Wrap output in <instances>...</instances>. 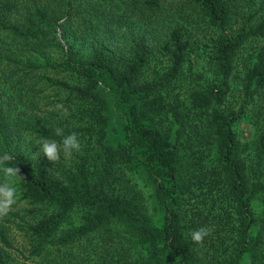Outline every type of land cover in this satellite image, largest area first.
<instances>
[{
	"label": "trees",
	"instance_id": "1",
	"mask_svg": "<svg viewBox=\"0 0 264 264\" xmlns=\"http://www.w3.org/2000/svg\"><path fill=\"white\" fill-rule=\"evenodd\" d=\"M130 1L141 13L137 22L95 11L80 41L67 37L65 22L46 7L23 17L25 24H4L31 38L37 52L55 50L54 69L67 73L52 82L68 91L64 104L72 113L44 118L48 126L35 125L36 133L61 143L75 132L82 142V151L58 172L10 153L24 177V197L55 207L30 226L33 252L41 255L51 245L72 244L118 222L137 251L129 246L114 264H264V124L251 142L240 140L234 128L264 89V44L250 56L241 103L228 101L240 48L251 37L264 38V0L252 14L260 22L247 28L248 16L236 35L225 32L235 0H192L220 34L209 50L213 77L201 82L196 75L191 91L182 84L186 71H193L186 16L160 13L163 0ZM59 31L66 42L58 40ZM158 54L166 57L164 65L156 62ZM112 113L121 126L115 143ZM127 171L151 185L158 218L150 215L142 191L124 179ZM77 209L83 215L73 223ZM201 227L212 232L198 245L189 234ZM0 240V264H10L4 249L14 246L3 228Z\"/></svg>",
	"mask_w": 264,
	"mask_h": 264
},
{
	"label": "rangeland",
	"instance_id": "2",
	"mask_svg": "<svg viewBox=\"0 0 264 264\" xmlns=\"http://www.w3.org/2000/svg\"><path fill=\"white\" fill-rule=\"evenodd\" d=\"M260 1L235 0V13L230 17L225 32L236 35L244 26L248 16L257 10ZM162 5L160 13H176L177 10L183 20H185L184 16L187 18L185 26L190 31L194 42L190 55L193 71H186V80L182 84L183 91L186 89L191 91L192 87L196 86L194 83L196 75L199 79L195 81L201 82L213 77L209 66V50L213 38L220 34V30L210 25L201 9L196 7L192 0H163ZM43 7L50 9L51 12H58L56 16L61 17V23L65 22L64 30L67 31V37L77 41L83 40L82 36L89 32L87 27L92 24L89 20L93 18L92 13L95 11L102 12L107 9L112 16H124V22L129 25L137 22L141 13L133 7L130 0H107V2L103 0H0V119L11 141V145L7 146L5 136L0 132V153L19 154L23 156L24 162L31 165L47 167V164H50L58 172L70 158H65L61 153V159L57 163L48 160L41 153L40 145L36 144L43 138L36 133L34 126L47 127L48 125L43 123L44 118L60 120L66 114L72 113L64 104L68 91L52 82L67 78V73L54 69L53 65L59 62H55L57 58L55 50L42 47V53H39L34 44L30 43L31 38L28 39L4 27V24H25L27 20L23 17L27 18L29 16L27 14H33L35 8ZM69 10L70 16L67 14ZM259 22V15H252L250 20H247V28L254 27ZM57 37L58 40L66 42L61 31L57 33ZM262 44H264V38L251 37L244 41L240 48L235 60V73L230 79L228 101L231 105L238 106L241 103V80L245 76L251 54ZM78 45H81L80 42ZM156 62L159 66L164 65L166 57L158 54ZM262 112L264 113V89L258 92L255 102L249 106L247 112L234 126L240 140L251 142L255 138L258 126L264 124ZM120 127L116 113H112L110 139L114 143L115 138L120 136V133L116 131ZM119 172L121 170L117 169L118 174ZM125 175L124 179L127 182L135 184L142 191L150 208V215L158 218L159 210L154 208L151 185L144 179L133 178L129 171ZM19 189L20 195L16 204L7 215L0 216V228L5 229L14 246V248L4 249L10 264H114L130 246L126 228L118 222H110L72 244L51 245L41 255L35 254L30 226L43 216L54 212L55 207L33 203L25 198V189L21 181ZM255 206L257 210L261 209L262 199L256 202ZM82 215L83 211L77 209L72 213L70 220L77 223ZM0 247L3 248L1 240ZM130 247V250L137 251L134 247Z\"/></svg>",
	"mask_w": 264,
	"mask_h": 264
},
{
	"label": "clouds",
	"instance_id": "3",
	"mask_svg": "<svg viewBox=\"0 0 264 264\" xmlns=\"http://www.w3.org/2000/svg\"><path fill=\"white\" fill-rule=\"evenodd\" d=\"M55 131L57 135L62 134L60 128ZM36 144L40 145L41 153L48 160L56 163L61 159V153L64 154L65 158H70L74 152L82 151V142L75 132L63 136L61 143L45 138ZM13 159V155L8 152L0 154V174H2V179H0V216L7 215L13 205L16 204L20 195L19 183L24 180V177L20 174V168L11 165ZM211 232V228L201 227L193 230L189 235L194 243L203 245L205 237L211 235Z\"/></svg>",
	"mask_w": 264,
	"mask_h": 264
}]
</instances>
